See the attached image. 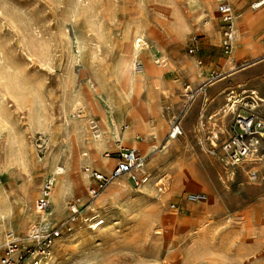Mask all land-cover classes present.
Here are the masks:
<instances>
[{"label": "rangeland", "instance_id": "obj_1", "mask_svg": "<svg viewBox=\"0 0 264 264\" xmlns=\"http://www.w3.org/2000/svg\"><path fill=\"white\" fill-rule=\"evenodd\" d=\"M223 1L0 0V214L9 210L5 219L0 217V264L9 232L27 244L55 160L71 177L83 175L85 181L65 197L61 217L54 212L53 225L60 226L71 214V203L80 210L73 233L54 246L56 264H264V140L252 158L237 168L227 166L221 144L234 115L225 116L221 108L234 88L217 100L208 98L203 107L204 99L201 106L196 99L188 101L195 88L191 41L200 43L206 23L222 35ZM130 29L144 32L157 49L135 61V68L136 62L154 60L161 69L166 86L151 101L148 84L138 85L137 98L123 100L112 82ZM81 39L100 40L103 46L91 41L80 50ZM212 74L206 88L221 78L215 68ZM249 107L242 102L237 113L245 116ZM133 111L142 112L147 124L137 129V139H125ZM258 111L264 119V107ZM202 114L214 117L202 123ZM175 121L183 134L171 138ZM213 131L219 135L216 147ZM97 135L112 137L101 153L114 159L106 171L94 162L76 163L89 138ZM119 137L122 141L116 142ZM134 143L152 151L148 159ZM122 147L135 148L146 159L150 181L135 186L123 176L92 198L97 186L92 172L110 174ZM192 194H203L204 200ZM106 208L99 228L87 229L98 217L95 211ZM32 213L31 223L27 216Z\"/></svg>", "mask_w": 264, "mask_h": 264}, {"label": "built area", "instance_id": "obj_2", "mask_svg": "<svg viewBox=\"0 0 264 264\" xmlns=\"http://www.w3.org/2000/svg\"><path fill=\"white\" fill-rule=\"evenodd\" d=\"M264 3L261 0L256 5ZM222 17V37L223 47L226 53L233 49L235 13L230 2L224 0L219 6ZM199 50V42L197 38L191 41L190 51L192 53ZM142 65L137 62L136 68ZM213 74H211L212 76ZM206 90V84L199 89L192 91L188 95V101H194L197 94ZM232 93V92H231ZM232 103L239 104V100L235 96H230ZM229 98V99H231ZM228 99V100H229ZM255 105L249 107L247 115L233 113L234 117L230 123V131L228 137L222 141L221 150L226 161V165L231 168H237L247 161L249 157L258 152V146L264 140V119H262L255 111ZM183 134L181 124L175 121L172 125L170 137L176 138ZM217 138V137H216ZM216 147V145H214ZM146 159L135 148L122 147L117 152V161L110 174L105 175L98 171H93L91 177L97 182V186L90 191L91 197L96 198L100 192L109 184L115 182L123 176H128L135 186L146 184L150 181L151 175L145 170ZM53 181L48 180L43 188L41 197L37 201V210L39 221L33 226L29 235L28 242L24 245L17 235L13 232L7 234V245L5 255L1 260V264H50L55 255L54 246L58 240L63 239L65 235L73 233V225L80 216V210L75 203L70 204L71 214L66 223L57 226L53 225L51 219V190ZM196 201H203L204 195L198 194L193 196ZM171 208L177 209V204H172ZM92 228L99 226L102 220L99 218L92 219ZM66 224V225H65Z\"/></svg>", "mask_w": 264, "mask_h": 264}, {"label": "crops", "instance_id": "obj_3", "mask_svg": "<svg viewBox=\"0 0 264 264\" xmlns=\"http://www.w3.org/2000/svg\"><path fill=\"white\" fill-rule=\"evenodd\" d=\"M260 1L257 0L252 4V0H230L237 21V23L235 21L237 34L230 56H227L225 49L222 48V35L217 30L208 28L211 24L206 23V27L199 35V50L193 53L196 55L190 60L192 83L195 87L193 90L210 78L214 68L220 72L221 78L215 82L210 81L209 88L197 94L196 106H201L203 99L202 107L205 106L208 98L217 100L224 90L233 87L234 89H230L227 94L238 98V109L242 106V102L247 106L255 105L257 114L259 108L264 107V101H262L264 99V3L256 5ZM197 57L200 63L203 62L200 67L196 65ZM226 96V102H228L229 96ZM224 109L223 106L221 108L223 113H225ZM213 117L214 115L209 114L206 117L202 114L200 119L202 123L204 121L207 123Z\"/></svg>", "mask_w": 264, "mask_h": 264}, {"label": "bare ground", "instance_id": "obj_4", "mask_svg": "<svg viewBox=\"0 0 264 264\" xmlns=\"http://www.w3.org/2000/svg\"><path fill=\"white\" fill-rule=\"evenodd\" d=\"M76 6H77V9H80L79 8V3H77ZM86 6H89V5H85V7ZM201 15H204L203 11H201L200 16ZM198 18H199V16H198ZM138 27H139V25H138ZM236 34H237V27H236V23H235L233 43L235 41ZM91 41L93 42V44L97 48H102L103 43L100 40H98V41L97 40H90L88 42V41H86V39L85 40L81 39V40H79L80 50H83L86 47H88L90 45ZM141 42H143V43H141ZM150 42L148 41V38L146 37V34L144 32H142V31H140L139 29H130L123 36V42H122V45H121L122 49H119V51L121 50L120 51L121 54H120L119 58L117 57L118 60L116 59L117 60L116 63H114L115 64L114 65V67H115L114 68V76L112 78L113 79L112 82L114 84V88H116L118 90V92L120 94V97L123 100L124 99L125 100L126 99H128V100L129 99H135V97L137 98V95L141 94V93H139V88H138L139 84H145V85L148 84L147 96H148V99L150 101H151V97H152L153 94H156V97H157V95L159 93H161V91H162L161 90L162 86L163 85L166 86L165 83H162V81H160L159 75L161 73V69L157 66V64H156L157 62H154V60L146 61L145 64H143L139 69L135 68V61L140 59V57L143 55V53L145 51L147 53H152L154 50L155 51L157 50L153 46L150 45ZM157 46H160V45H157ZM161 51H162V49H161ZM111 53H112V51H111ZM162 53H164V52H162ZM164 55H166V54H164ZM142 88L143 87H140V90ZM232 93H234V92H232ZM228 96H229V98H231L230 94H228ZM262 101H264V99ZM141 106H143V103H142ZM224 108H226V109H224L225 114H229L230 112H236L237 104L232 103V98H231V99H229L228 102H226V105H224ZM128 117H129V121L131 122V127L127 126V129H126V132H125V139H137L136 131L140 127L144 126L143 124L145 123V115H143L142 112L138 113L137 111L136 112L133 111V112H131V114ZM145 124H147V123H145ZM103 125L106 126L107 125L106 122H104ZM146 128L144 127V129H146ZM112 131H114L113 135L116 134V136H118L117 135L118 131H116L115 127L112 128ZM212 134H213V136L210 137V139H212V144L216 145V142L214 141V139H215L216 136H219V135H218V133L216 131H213ZM111 138H109V139H111ZM109 139H107L105 135H102V136L101 135L91 136L89 138L88 142L86 143L88 148L86 149V151L84 153L78 155V157L76 158V163L80 165L83 162H87V163L94 162V163L97 164V167L100 170H104V171H106L109 168H111L112 164L114 163V159L101 157L102 150L106 146L109 145V142H111V141H109ZM118 141L119 142L122 141L120 137H119V139L116 142H118ZM171 142L172 141L168 140L167 144H170ZM134 146H135V148L139 149L142 152L143 156L146 159H148V157L152 153V151L147 150V148L145 146L139 147L135 143H134ZM63 148H64V146H63ZM57 149H58V147H57ZM169 167H170V165H169ZM49 168H50V171L48 172V174L50 176H48V177L50 178L49 180L53 181V189H52V192H51L52 194H51V198H50V200H52V202H53L52 211H51L53 213V217L52 216L51 217L53 218L52 219L53 223H56L57 220L55 218L54 212L56 213L57 218H60L61 216H59V213H61V211L63 209V204H64L65 197L72 191V187L73 186H75L77 190H80L81 187L83 188V185H84L85 181H84L83 175L81 177L80 176L75 177V178L71 177V175L66 171V168L61 166V165H59L56 160L54 162H52V165ZM149 174L152 176L151 173H149ZM147 190H149V189H147ZM34 194H35V192H34ZM196 195H198V194H192V196H196ZM53 207H54L55 211L53 210ZM108 210L109 209L106 208V210L103 213H101L99 211H95L94 215L96 217L98 216L99 219L100 218L102 219V216H103L102 214L108 212ZM8 214H9V210L4 211V212H2L0 214V217L5 219ZM35 216H36L35 213L28 214V216H27L28 222L32 223L33 221H35ZM90 216H91V214H90ZM26 223H27V221H26ZM104 223H105V221H104ZM91 227L92 226H87L86 228L89 229ZM97 228H99V227L97 226L93 230L95 231ZM93 230H92V232H93ZM79 232H81V231H79ZM79 234H81V233H79ZM56 247H57V245L55 246V249H56ZM66 248L67 247L64 248L65 251L67 250ZM58 259H59V256H54L52 262L56 264Z\"/></svg>", "mask_w": 264, "mask_h": 264}]
</instances>
